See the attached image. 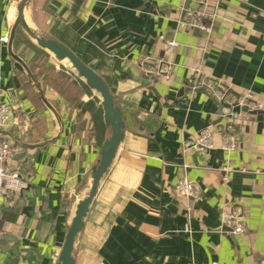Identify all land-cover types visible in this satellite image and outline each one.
Here are the masks:
<instances>
[{"label": "crops", "instance_id": "obj_1", "mask_svg": "<svg viewBox=\"0 0 264 264\" xmlns=\"http://www.w3.org/2000/svg\"><path fill=\"white\" fill-rule=\"evenodd\" d=\"M17 3L0 0V100L27 122L23 131L10 129L1 137L20 149L8 166L23 189L0 204V264H58L72 209L88 193L110 129L102 108L97 119L89 111L101 107L98 96L73 84L82 79L64 72L68 89L79 95L62 93L45 80L49 62L24 43L14 47L20 28L10 43L2 42L10 37ZM185 4L29 1L30 25L104 81L124 122L122 142L74 242L76 264L78 250L96 264H256L264 256V0H208L209 32L178 28ZM157 59L169 62L171 73L150 83L141 64ZM198 67L263 105L236 124L240 144L232 152L218 148V137L205 158L182 148L200 131L216 129L226 112L192 90ZM93 98L99 102L78 107ZM224 165L232 169L227 182ZM182 177L198 188L197 199L174 195ZM232 205L243 210L244 232L236 236L224 233L220 221L221 210Z\"/></svg>", "mask_w": 264, "mask_h": 264}, {"label": "built area", "instance_id": "obj_2", "mask_svg": "<svg viewBox=\"0 0 264 264\" xmlns=\"http://www.w3.org/2000/svg\"><path fill=\"white\" fill-rule=\"evenodd\" d=\"M186 1H188V5L180 11L177 19L178 28L184 31L201 30L209 32L211 25L208 27L205 21H211L213 15L209 10L208 0ZM2 42L8 43V38H3ZM168 46L176 47V43L170 42ZM171 69V64L161 59L154 60L149 64L143 61L141 64V70L150 83L167 80ZM191 88L194 91H202L215 103L224 106L228 113L223 116V121L216 129H204L193 140L185 141L182 145L183 150L192 151L199 157L205 158L210 151L216 149V137L219 139L218 148L222 151L232 152L236 150L240 144V135L236 131V124L248 119L251 112L261 110L262 103L255 101L249 92L244 94L233 93L229 84L204 73L199 67L193 70ZM234 109H238V112H235ZM242 109H246V111H242ZM26 122L27 120H24L21 115L15 114L14 107L4 104L0 100V204L11 201L23 189L21 177L8 166V161L17 155L20 149L3 139L1 135L14 128L23 131L26 128ZM231 171L229 165L221 167L224 182L228 181V175ZM173 192L176 197L187 200H194L199 197L198 188L186 177L179 179ZM220 221L223 232L228 235L236 236L244 232L243 210L239 205L222 209ZM4 237L5 234L0 231V240ZM256 264H264V256Z\"/></svg>", "mask_w": 264, "mask_h": 264}, {"label": "water", "instance_id": "obj_3", "mask_svg": "<svg viewBox=\"0 0 264 264\" xmlns=\"http://www.w3.org/2000/svg\"><path fill=\"white\" fill-rule=\"evenodd\" d=\"M29 1L30 0H18L17 15L8 42L10 43L13 40L16 29L20 28L39 49L51 54L56 61L61 62L67 60L72 69L76 72V75L84 81L88 89L98 95L102 108L103 122L110 129V135L101 147L100 158L91 171L92 181L89 191L76 205L74 215L68 226L63 244L58 254V264H76L73 258L74 242L83 229L84 220L87 217L89 207L97 193L100 181L110 167L117 148L122 142L124 122L121 110L115 104L114 98L104 81L90 68L84 65L71 50L54 39L45 37L30 25L29 18H25V13L28 17ZM186 5H188V1H186L185 8L187 7ZM12 57L20 63L30 75L23 60L14 54H12ZM234 111L238 112V109H234ZM242 111H246V109H242ZM227 113L228 110L226 109L225 114Z\"/></svg>", "mask_w": 264, "mask_h": 264}, {"label": "rangeland", "instance_id": "obj_4", "mask_svg": "<svg viewBox=\"0 0 264 264\" xmlns=\"http://www.w3.org/2000/svg\"><path fill=\"white\" fill-rule=\"evenodd\" d=\"M28 14V18H29V12L27 13ZM15 39H18V41H20V43H24V45L25 46H28V49H29V51H32V50H34L33 48H31L29 45H28V40H27V38H26V36L23 34V31L22 30H20V29H18L17 30V33H16V37H15ZM32 41V40H31ZM20 45V44H19ZM34 51H36V50H34ZM36 53L38 54V57L40 58V61L42 62V61H44V62H46V63H50V65H52L50 68H48V69H46L45 71H44V73H45V76H46V78H48L50 81V83L52 82L53 84L55 83V84H59V83H65V82H63L62 81V79L60 78L61 77V75L62 74H64V72H67V73H70V74H72V75H76V72L71 68V67H68L67 66V64H62V63H60V62H58V61H56L55 59H54V57L51 55V54H45V53H43V52H38V51H36ZM35 56H36V54H35ZM34 56V58H36ZM30 64V63H29ZM32 65V64H31ZM30 65V66H31ZM56 69V75L54 74V72H53V70H55ZM44 76V77H45ZM76 77H77V75H76ZM67 85H69V84H67ZM66 85V86H67ZM68 87V86H67ZM78 88H79V86H77ZM68 92V94H70V95H74L76 92V95L78 94V90H77V88H76V90H69V89H66L65 88V91H64V93L66 94ZM95 95H97L96 93H95ZM98 96V95H97ZM78 237V236H77ZM76 237V238H77ZM77 247L78 246H76V249H77ZM75 257H76V259H77V262H78V264H96L94 261H91L90 260V258H87L86 256H83V253L82 252H80L79 250H78V252L76 251L75 252Z\"/></svg>", "mask_w": 264, "mask_h": 264}, {"label": "trees", "instance_id": "obj_5", "mask_svg": "<svg viewBox=\"0 0 264 264\" xmlns=\"http://www.w3.org/2000/svg\"><path fill=\"white\" fill-rule=\"evenodd\" d=\"M28 42V45L31 47V48H33L34 50H36V51H38V52H41L40 50H38L35 46H33L29 41H27ZM19 43H20V41H18V39H15V41H14V47H18L19 46ZM32 63H34V62H32ZM73 76V75H72ZM61 79H62V81L63 82H65V83H59L58 85H55L58 89H60V91L62 90V93L65 91V88L66 89H68L70 86L69 85H67V83H66V80L68 79V78H70V76H68V75H65V74H62L61 75V77H60ZM75 78H78V77H75ZM45 80L47 81V82H49V79L48 78H46V76H45ZM77 83V86H79V87H81L82 88V91H84L85 93H88V94H90L91 92H90V90L88 89V87L85 85V83L84 82H82V81H80L79 79H76V82H74L73 84L75 85ZM68 87H67V86ZM78 95H79V92H78ZM78 97V96H77ZM77 99V98H76ZM94 100L91 102H89V103H87V104H84V103H82V102H77V104H78V107H80L82 110H87V106H89V105H93L92 103L93 102H95V103H98L99 101L97 100V99H95V98H93ZM91 113H92V117L94 118V119H97V117H99V118H101V107H99L97 110L96 109H94L93 108V110L91 109V110H89Z\"/></svg>", "mask_w": 264, "mask_h": 264}, {"label": "bare ground", "instance_id": "obj_6", "mask_svg": "<svg viewBox=\"0 0 264 264\" xmlns=\"http://www.w3.org/2000/svg\"><path fill=\"white\" fill-rule=\"evenodd\" d=\"M17 10H18V5H17ZM25 18L28 19L26 13H25ZM31 22H32V21H31ZM60 63H62V64H67L68 67H71L70 63H69L67 60H63V61H61ZM71 68H72V67H71ZM88 191H89V190H88ZM72 210H73V211H72V214H73V212H75V211H74V209H72Z\"/></svg>", "mask_w": 264, "mask_h": 264}]
</instances>
